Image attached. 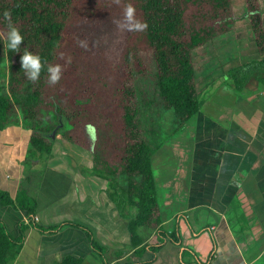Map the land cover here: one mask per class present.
I'll return each mask as SVG.
<instances>
[{
    "label": "trees",
    "instance_id": "16d2710c",
    "mask_svg": "<svg viewBox=\"0 0 264 264\" xmlns=\"http://www.w3.org/2000/svg\"><path fill=\"white\" fill-rule=\"evenodd\" d=\"M131 3L146 27L121 28L124 8ZM245 17L261 59L232 67L225 75L232 88L243 91L264 85V21L259 0H244ZM7 11L10 20L3 19ZM237 20L232 0H0V57L8 59L7 92L0 86V131L18 125L31 131L25 164L42 170L56 134L94 155L91 173L108 183L107 195L120 216L128 220L131 255L115 264H152L166 242L180 244L177 230L161 227L162 218L152 160L174 133L181 131L203 106L195 68L197 49L228 33ZM24 37L19 51L6 47L8 24ZM81 42H84L82 45ZM86 45V46H85ZM40 56L42 69L32 81L22 69L23 51ZM147 53L149 64L142 56ZM61 66V78L48 82L47 67ZM152 77L157 100L138 103L137 76ZM161 109L175 114L177 130L148 129L141 112ZM145 109V110H144ZM59 116H62L63 127ZM95 127L91 134L88 126ZM89 131V132H88ZM91 147L93 149L91 150ZM41 174V171H40ZM30 173L29 182L40 181ZM0 203L27 212L14 236L0 220V264H12L30 226L40 233L59 231L66 224L40 226L35 221L37 200L21 185L16 197L0 188ZM138 214L132 218L130 207ZM72 225H75L71 223ZM89 243L102 259L107 252L86 228ZM155 232L146 242L140 229ZM189 251V250H187ZM117 259L125 256L116 252ZM134 258L132 262L128 261ZM103 263L108 264L107 260ZM56 264H85L65 256Z\"/></svg>",
    "mask_w": 264,
    "mask_h": 264
},
{
    "label": "crops",
    "instance_id": "0c3cea01",
    "mask_svg": "<svg viewBox=\"0 0 264 264\" xmlns=\"http://www.w3.org/2000/svg\"><path fill=\"white\" fill-rule=\"evenodd\" d=\"M224 85L221 101H211L214 113L202 107L153 155L161 227L177 230L181 242H166L152 264H264V85ZM30 136L16 125L0 131V188L16 197L24 185L37 200L38 225H66L51 233L30 226L12 264H56L69 255L105 264L82 227L113 255L108 264L124 261L134 251L128 220L109 199L107 181L91 173L92 153L58 136L42 170L29 168ZM40 171L38 186L27 180ZM129 214L135 218L137 208ZM0 220L14 236L20 221L29 222L26 211L1 203ZM143 229L153 241L155 232ZM118 251L125 256L117 259Z\"/></svg>",
    "mask_w": 264,
    "mask_h": 264
},
{
    "label": "rangeland",
    "instance_id": "374dc122",
    "mask_svg": "<svg viewBox=\"0 0 264 264\" xmlns=\"http://www.w3.org/2000/svg\"><path fill=\"white\" fill-rule=\"evenodd\" d=\"M235 14L237 20L235 21V25L233 28L226 34L217 37L215 40L210 42L207 46L197 49L194 52L195 55V68L197 77L199 79V93L202 97L203 108H208L211 113L213 112V108H211V101H221L222 99V90L221 88H225L227 90L228 87L221 86V84H228L227 77L225 75L228 71L237 65L246 64L253 62L254 60L261 59L262 57L258 54V50L256 48L255 40L252 35V30L249 24V20L245 17L246 9L244 0H232ZM262 17L264 21V0H259ZM143 60L146 64H149V56L147 53L142 56ZM9 79V69H8V59L6 57H0V86L3 87V93L7 92V83ZM135 84L138 85V103L140 104L143 100L148 99V101L157 100L156 88L153 84L152 77H143L137 76L135 78ZM215 86L219 87V95L215 93L211 97V89ZM227 98L228 95H225ZM146 109V110H145ZM142 113L143 119L146 121L147 128L150 131L156 129H164L167 133L171 134L177 130L178 124L176 123L175 114L173 111H165L163 119L160 120L158 115H161V109L147 110L145 108ZM63 117L59 116L60 124L59 127H63ZM14 125V124H13ZM18 126V125H16ZM21 127V126H20ZM23 128V127H22ZM88 129H91V134L96 133L95 127L88 126ZM30 131V130H29ZM57 130H54L52 134L48 135V138L55 139L60 136L64 140H66L62 134L57 135ZM31 132V131H30ZM89 132V131H88ZM53 134L55 137L53 138ZM172 137V136H171ZM170 137V138H171ZM69 142L68 140H66ZM73 144L72 142H69ZM76 145V144H74ZM79 147L86 150V148L79 145ZM93 147H91V150ZM89 151V150H87ZM92 153L91 151H89ZM93 155V153H92ZM94 158V155H93ZM94 162V159H93ZM39 169L41 168L38 166ZM33 174L40 178L41 174ZM40 184V181H37V186ZM141 230V229H140ZM143 233H148V229H143ZM152 242V241H151ZM128 249L127 251H129ZM125 252V251H124ZM130 255V254H129ZM100 257L99 255H97ZM111 256H113L110 252H106L105 258L103 260H110ZM134 258L128 259V261L132 262Z\"/></svg>",
    "mask_w": 264,
    "mask_h": 264
},
{
    "label": "clouds",
    "instance_id": "9594fccd",
    "mask_svg": "<svg viewBox=\"0 0 264 264\" xmlns=\"http://www.w3.org/2000/svg\"><path fill=\"white\" fill-rule=\"evenodd\" d=\"M3 19L10 20V15L7 11L3 13ZM119 26L128 30L140 31L146 27V24L136 19L135 8L131 3H129L124 8V21ZM22 41H24V37L20 30L14 24L9 23L6 37V47L13 52H20L19 49ZM81 43L82 45L84 44V42ZM21 65L22 69L27 70L26 74L30 80L36 81L39 78L42 69L40 56L33 54L25 48L23 55L21 56ZM47 73L48 82L50 84H55L61 78V66L50 65L47 67Z\"/></svg>",
    "mask_w": 264,
    "mask_h": 264
},
{
    "label": "water",
    "instance_id": "95a60500",
    "mask_svg": "<svg viewBox=\"0 0 264 264\" xmlns=\"http://www.w3.org/2000/svg\"><path fill=\"white\" fill-rule=\"evenodd\" d=\"M55 137V134H53V138Z\"/></svg>",
    "mask_w": 264,
    "mask_h": 264
}]
</instances>
